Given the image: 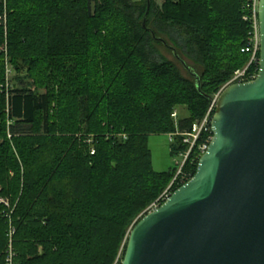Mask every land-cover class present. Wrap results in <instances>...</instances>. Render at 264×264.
Listing matches in <instances>:
<instances>
[{
    "label": "trees",
    "instance_id": "obj_1",
    "mask_svg": "<svg viewBox=\"0 0 264 264\" xmlns=\"http://www.w3.org/2000/svg\"><path fill=\"white\" fill-rule=\"evenodd\" d=\"M250 14L245 0H0V264L10 227L14 264H120L176 173L154 171L148 136L190 130L236 71L257 75ZM186 150L176 136L170 154Z\"/></svg>",
    "mask_w": 264,
    "mask_h": 264
},
{
    "label": "water",
    "instance_id": "obj_2",
    "mask_svg": "<svg viewBox=\"0 0 264 264\" xmlns=\"http://www.w3.org/2000/svg\"><path fill=\"white\" fill-rule=\"evenodd\" d=\"M258 72L220 93L194 176L130 228L120 264H264V0Z\"/></svg>",
    "mask_w": 264,
    "mask_h": 264
},
{
    "label": "built area",
    "instance_id": "obj_3",
    "mask_svg": "<svg viewBox=\"0 0 264 264\" xmlns=\"http://www.w3.org/2000/svg\"><path fill=\"white\" fill-rule=\"evenodd\" d=\"M245 1L247 2V7L251 14L244 16L243 20L245 21L249 20L251 22L253 33L249 45L241 49V52L249 53L251 55V61L249 63L251 64L252 62L256 61V54L259 51L258 22H257L258 0H245ZM2 51L5 56L4 57L5 80H6V88H7L9 87L10 78L12 76V69L11 66L9 65L6 46L3 47ZM255 77H256L255 74L249 72L248 66L242 70L236 71L232 76V78L214 96L207 112L200 121L193 123L190 130L188 131L185 132L176 131L175 133L169 134L168 138L170 144H173L174 139L177 136L180 138V142L182 145H187V150L178 151L175 154V156L178 159L175 160L176 173L173 177V180L171 181L168 188L162 193V195L148 208L146 213L158 208L170 197V195L172 194L171 188L173 187V185H177L178 187H180L191 179L189 173L184 172V166L188 160L189 162H191V164H193L195 160L199 161L200 157L206 152L208 145L213 137L211 121L216 106V101L222 90L232 83H245V82L253 81ZM172 118H175V120L177 118V113L175 110L172 113ZM90 154L93 155L94 150H91ZM13 234H14V229L10 227L8 232V246H7L6 258H5V264H14V251L12 249Z\"/></svg>",
    "mask_w": 264,
    "mask_h": 264
},
{
    "label": "rangeland",
    "instance_id": "obj_4",
    "mask_svg": "<svg viewBox=\"0 0 264 264\" xmlns=\"http://www.w3.org/2000/svg\"><path fill=\"white\" fill-rule=\"evenodd\" d=\"M155 3H156V5L161 6V4L163 3V0H155ZM160 51L167 59L174 61L172 54H170L167 50L162 48V49H160ZM250 61H251V57H250ZM250 61H249V63H250ZM175 63L177 64V66H178L180 72L183 74V76L187 77L188 74L185 71L182 64H180L178 61H175ZM10 85H13V83L10 84V82H9V87H10ZM175 111L177 113V118H176V120H175V118H172L173 120H175L174 123L175 122L177 123L179 116L185 117L187 115L186 111L183 107L175 109ZM168 137H169V134H167V135L152 134V135L148 136L147 146H148V149L151 153L152 167H153L154 171H156V172H167V171H171L173 168H176L175 160H177L178 158L176 156H172L170 154V142H169ZM172 180H173V178H172ZM168 186H167V188H168ZM0 204L5 208V210L7 208H9V202L5 198L0 197ZM148 208L146 209V211L144 213L147 212Z\"/></svg>",
    "mask_w": 264,
    "mask_h": 264
}]
</instances>
